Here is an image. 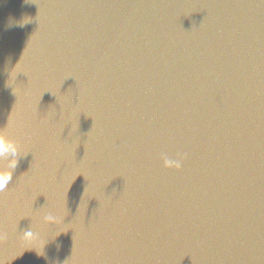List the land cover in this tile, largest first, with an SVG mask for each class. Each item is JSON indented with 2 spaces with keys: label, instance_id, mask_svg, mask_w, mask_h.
I'll use <instances>...</instances> for the list:
<instances>
[{
  "label": "water",
  "instance_id": "95a60500",
  "mask_svg": "<svg viewBox=\"0 0 264 264\" xmlns=\"http://www.w3.org/2000/svg\"><path fill=\"white\" fill-rule=\"evenodd\" d=\"M0 132V264H264L260 0H0Z\"/></svg>",
  "mask_w": 264,
  "mask_h": 264
},
{
  "label": "clouds",
  "instance_id": "9594fccd",
  "mask_svg": "<svg viewBox=\"0 0 264 264\" xmlns=\"http://www.w3.org/2000/svg\"><path fill=\"white\" fill-rule=\"evenodd\" d=\"M261 3H264V0H260ZM9 143V137L0 132V154L7 151L6 145ZM184 157L180 156L177 159L169 158L167 155L163 156L164 166L168 169H175L177 171L181 170L183 167L182 161ZM16 161H13V169L15 167ZM12 179V170L8 168H4L2 172H0V182L10 181Z\"/></svg>",
  "mask_w": 264,
  "mask_h": 264
},
{
  "label": "snow or ice",
  "instance_id": "6c2138e0",
  "mask_svg": "<svg viewBox=\"0 0 264 264\" xmlns=\"http://www.w3.org/2000/svg\"><path fill=\"white\" fill-rule=\"evenodd\" d=\"M7 181L0 182V187H6Z\"/></svg>",
  "mask_w": 264,
  "mask_h": 264
}]
</instances>
